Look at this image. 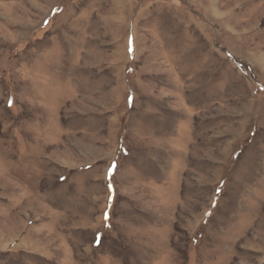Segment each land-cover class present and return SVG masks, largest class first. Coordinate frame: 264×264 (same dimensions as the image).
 Segmentation results:
<instances>
[{
	"label": "rangeland",
	"instance_id": "obj_1",
	"mask_svg": "<svg viewBox=\"0 0 264 264\" xmlns=\"http://www.w3.org/2000/svg\"><path fill=\"white\" fill-rule=\"evenodd\" d=\"M0 264H264V0H0Z\"/></svg>",
	"mask_w": 264,
	"mask_h": 264
},
{
	"label": "snow or ice",
	"instance_id": "obj_2",
	"mask_svg": "<svg viewBox=\"0 0 264 264\" xmlns=\"http://www.w3.org/2000/svg\"><path fill=\"white\" fill-rule=\"evenodd\" d=\"M9 106H11V102H9ZM114 169H115V163H113V165L110 167L109 171L110 172L114 171ZM217 191H219V188L217 189ZM107 218H108V214L105 213V219H107Z\"/></svg>",
	"mask_w": 264,
	"mask_h": 264
}]
</instances>
